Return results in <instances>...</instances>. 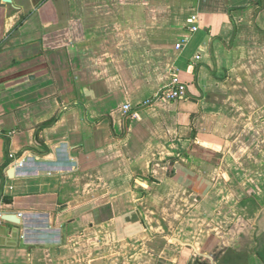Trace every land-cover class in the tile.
Here are the masks:
<instances>
[{
    "label": "crops",
    "instance_id": "obj_1",
    "mask_svg": "<svg viewBox=\"0 0 264 264\" xmlns=\"http://www.w3.org/2000/svg\"><path fill=\"white\" fill-rule=\"evenodd\" d=\"M0 264H264V0H0Z\"/></svg>",
    "mask_w": 264,
    "mask_h": 264
},
{
    "label": "built area",
    "instance_id": "obj_2",
    "mask_svg": "<svg viewBox=\"0 0 264 264\" xmlns=\"http://www.w3.org/2000/svg\"><path fill=\"white\" fill-rule=\"evenodd\" d=\"M188 25H190V31L194 32L197 28L194 26L195 18L191 17L187 20ZM184 41L175 45V48L178 50L182 47ZM186 87L179 83L177 76L175 74L171 75L170 82L167 85V88L161 93V98L167 102H173L178 99H183L186 97ZM123 110L126 112L129 110L128 106H124Z\"/></svg>",
    "mask_w": 264,
    "mask_h": 264
},
{
    "label": "water",
    "instance_id": "obj_3",
    "mask_svg": "<svg viewBox=\"0 0 264 264\" xmlns=\"http://www.w3.org/2000/svg\"><path fill=\"white\" fill-rule=\"evenodd\" d=\"M3 3L7 4L10 3V0H2ZM11 173H13L12 170H10V172L8 173V177L11 178ZM2 220L6 221V222H11V223H16V218L13 215H4L2 216Z\"/></svg>",
    "mask_w": 264,
    "mask_h": 264
},
{
    "label": "trees",
    "instance_id": "obj_4",
    "mask_svg": "<svg viewBox=\"0 0 264 264\" xmlns=\"http://www.w3.org/2000/svg\"><path fill=\"white\" fill-rule=\"evenodd\" d=\"M51 122H52V121H50V122H48V123H46V124H49V123H51ZM46 124H44V125H46ZM4 201H5L6 203H9V202L11 201V199L5 197Z\"/></svg>",
    "mask_w": 264,
    "mask_h": 264
}]
</instances>
